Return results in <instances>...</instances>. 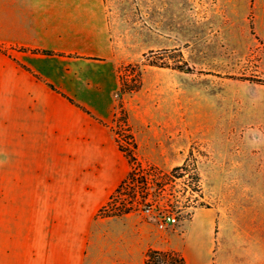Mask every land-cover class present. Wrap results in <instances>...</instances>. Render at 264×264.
<instances>
[{"label": "crops", "instance_id": "obj_1", "mask_svg": "<svg viewBox=\"0 0 264 264\" xmlns=\"http://www.w3.org/2000/svg\"><path fill=\"white\" fill-rule=\"evenodd\" d=\"M113 32L104 0H0V264H141L169 238L197 244V227L200 264H264V222L247 207L229 220L195 209L172 232L98 216L131 170L111 125ZM135 141L138 159V125ZM163 153L152 158L168 166Z\"/></svg>", "mask_w": 264, "mask_h": 264}, {"label": "rangeland", "instance_id": "obj_2", "mask_svg": "<svg viewBox=\"0 0 264 264\" xmlns=\"http://www.w3.org/2000/svg\"><path fill=\"white\" fill-rule=\"evenodd\" d=\"M104 2L121 58L111 125L131 167L153 170L144 193L178 214L163 232L195 209H217L229 220L247 207L263 223L264 0ZM157 151L173 154L168 166L153 160ZM200 231L195 245L174 237L151 249L183 256L184 249L200 264ZM222 233L231 245V228Z\"/></svg>", "mask_w": 264, "mask_h": 264}, {"label": "built area", "instance_id": "obj_3", "mask_svg": "<svg viewBox=\"0 0 264 264\" xmlns=\"http://www.w3.org/2000/svg\"><path fill=\"white\" fill-rule=\"evenodd\" d=\"M153 170H145L138 162L133 163L128 176L112 194L107 204L98 212L101 217H118L138 212L161 230L175 227L178 214L171 209L160 208L150 195L144 193L145 186L150 185ZM147 191V189H146Z\"/></svg>", "mask_w": 264, "mask_h": 264}, {"label": "trees", "instance_id": "obj_4", "mask_svg": "<svg viewBox=\"0 0 264 264\" xmlns=\"http://www.w3.org/2000/svg\"><path fill=\"white\" fill-rule=\"evenodd\" d=\"M185 66H182V65L175 66V69L184 71L185 69H188V68H185ZM119 148L126 155V152L123 150L120 143H119ZM141 264H187V261L185 257L182 254H180L178 251L157 250V249L150 248L146 251L144 255V259Z\"/></svg>", "mask_w": 264, "mask_h": 264}]
</instances>
